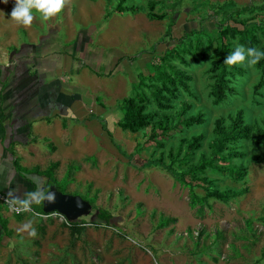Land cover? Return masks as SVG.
<instances>
[{
	"label": "rangeland",
	"instance_id": "obj_1",
	"mask_svg": "<svg viewBox=\"0 0 264 264\" xmlns=\"http://www.w3.org/2000/svg\"><path fill=\"white\" fill-rule=\"evenodd\" d=\"M262 5L264 0H70L57 17L44 22L37 16L31 26H19L33 39L41 32L45 47L58 46L88 64L80 70V87L94 100L88 122L56 154L51 143L40 145L37 167L57 163L51 175L58 191L92 202L111 219L99 223L92 210L79 219L85 223L79 235H72L58 216L11 215L6 242L15 256L26 255L31 264H264V79L260 85V73L245 61L235 65L242 73L231 80L233 92L219 104L211 96L216 54L228 46L227 56L238 45L219 32L253 33L254 48L264 47ZM196 40L201 45L194 51ZM171 51L183 59L172 57L171 67L191 79L188 94L179 90L169 112L156 111L153 103L145 104L146 111L176 121L185 105L183 118L199 113L201 124L155 140L148 139L153 126L135 134L120 130L121 99L138 81L139 93L149 99L148 80ZM237 113L249 139L235 145L239 157L229 165L243 169L244 177L204 169L192 180L197 166L212 161L216 123L227 131ZM221 164L215 160L212 167ZM191 194L199 200L193 207ZM29 221L35 236L25 228Z\"/></svg>",
	"mask_w": 264,
	"mask_h": 264
},
{
	"label": "crops",
	"instance_id": "obj_2",
	"mask_svg": "<svg viewBox=\"0 0 264 264\" xmlns=\"http://www.w3.org/2000/svg\"><path fill=\"white\" fill-rule=\"evenodd\" d=\"M14 6V0H0V194L6 198L9 192L23 196L42 187L39 173L48 167H37L39 146L51 143L56 154L69 145L81 131L78 125L88 122L94 102L80 87V70L88 64L58 46L45 47L41 32L34 39L22 34L10 17ZM11 215L0 204V264H31L26 255L15 256L6 242Z\"/></svg>",
	"mask_w": 264,
	"mask_h": 264
},
{
	"label": "trees",
	"instance_id": "obj_3",
	"mask_svg": "<svg viewBox=\"0 0 264 264\" xmlns=\"http://www.w3.org/2000/svg\"><path fill=\"white\" fill-rule=\"evenodd\" d=\"M120 6H117V10H120ZM130 10H133L130 8ZM261 10H264V5L261 6ZM219 34L221 36H228L230 39H237L239 45H243L247 48H254V45H257L256 36L253 33H250L248 37L244 34L237 32L235 29L224 28ZM201 43L199 40L195 41L194 51L199 49ZM207 46H210V43L207 42ZM264 52V47L259 49ZM181 51L189 52L188 49L182 48ZM228 46H221V49L216 54L217 60L212 62L213 68L217 71V75L215 77V81L212 85V101L214 104H219L223 102L228 94L233 92L230 83L234 78V74L242 73L241 70L236 69L235 66H228L223 63L226 53H229ZM168 56L160 61V64L155 67V72H152L151 79L148 80V90L150 91V98L147 99L145 96H141L139 93V89H141V81H138L136 85L132 88L131 93L126 97L121 99L119 103L118 110L120 112V119L116 122V126L122 130L127 131L129 133L135 134L141 132L142 130L150 129L152 127L151 133L148 136V139L155 140V136H163L168 137L170 131L189 129L191 126L196 124H201V115L199 113L196 116L188 117L184 119V115L189 110L188 106L183 105V107L176 113V121H174L171 117H166L165 115H161L160 117H156V112H148L146 111L145 104L153 103L155 106V110L161 113L169 112L172 109L171 98L176 99L177 93L179 90L188 94V83L191 81L189 76L183 75L182 72L175 70L170 65V59L172 57L183 61L182 57L179 55V52L171 51L167 54ZM255 69L260 73L259 84L263 82L264 79V58H262L256 65H253ZM174 121V122H173ZM158 132L157 134L154 132ZM214 133L216 136L215 140V149L212 153V161L210 162H202L197 168H195L194 172L190 175L192 180H198L196 176L203 172L204 169H209L210 172L218 174L222 177H230L231 179H242L245 175V171L240 167H231L229 165V160L233 157H239L238 154L235 153V145L241 141H247L249 139V129L243 125L241 120V114L237 113L235 120L231 123L230 127L227 131H223L218 128V123H216V127L214 129ZM200 141V137L193 139L187 146L189 149H194L197 147V143ZM261 142L264 144V136L262 134ZM223 150L226 152L223 154ZM219 161L222 163L219 167L213 168L212 162ZM56 165H52L48 167L44 172L39 173V176L43 179L44 187H41L43 190H47L48 186H54L56 190L57 182L53 179L51 175L52 169H54ZM66 180V179H64ZM202 183L204 180L199 179ZM192 193V191H191ZM189 204L191 207L195 206L199 203V200L193 194L189 197ZM91 205V209L96 212L94 215L97 222L107 225L109 220L111 219L110 215L105 211L94 208L92 202H88ZM33 209L37 212L41 213L40 205H33ZM91 210V211H92ZM198 215L202 214V209L198 208L196 210ZM22 216V214L18 215V217ZM83 224H85L82 220L73 223H67L63 226L69 229L72 235H79L81 230L83 229Z\"/></svg>",
	"mask_w": 264,
	"mask_h": 264
},
{
	"label": "clouds",
	"instance_id": "obj_4",
	"mask_svg": "<svg viewBox=\"0 0 264 264\" xmlns=\"http://www.w3.org/2000/svg\"><path fill=\"white\" fill-rule=\"evenodd\" d=\"M3 2L7 4L8 0H3ZM69 3L70 0H14L15 6L10 13V17L15 24L29 27L37 16L44 22L57 17ZM262 58H264V52L256 48L246 49L243 45L238 44L234 51L225 57L223 63L228 66H235L247 61L249 65H256ZM45 202L54 203L55 194L46 192L39 187L34 191L25 193L23 196L15 192H9L6 199L11 211L17 213L31 212L34 217H40V213L33 209V205L39 206ZM31 225L32 222L29 221L25 228H31L30 235L35 236L36 231Z\"/></svg>",
	"mask_w": 264,
	"mask_h": 264
},
{
	"label": "water",
	"instance_id": "obj_5",
	"mask_svg": "<svg viewBox=\"0 0 264 264\" xmlns=\"http://www.w3.org/2000/svg\"><path fill=\"white\" fill-rule=\"evenodd\" d=\"M42 187H44V184ZM46 192H52L55 194V202H45L40 205L42 214L56 213L67 223H73L81 218L89 216L92 210L91 205L77 195L60 193L54 186H48ZM95 214L96 212H94V215Z\"/></svg>",
	"mask_w": 264,
	"mask_h": 264
},
{
	"label": "built area",
	"instance_id": "obj_6",
	"mask_svg": "<svg viewBox=\"0 0 264 264\" xmlns=\"http://www.w3.org/2000/svg\"><path fill=\"white\" fill-rule=\"evenodd\" d=\"M6 197H4L3 195H1L0 194V204H2L10 213H12V214H15V215H19V214H31L32 215V213L31 212H20V213H17V212H15V211H11L10 209H9V207H8V204L6 203ZM49 216H58V217H60L61 219H62V221L65 223V224H67V222L61 217V216H59L58 214H56V213H52V214H40V217H42V218H47V217H49ZM39 217V218H40Z\"/></svg>",
	"mask_w": 264,
	"mask_h": 264
}]
</instances>
